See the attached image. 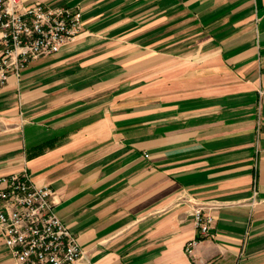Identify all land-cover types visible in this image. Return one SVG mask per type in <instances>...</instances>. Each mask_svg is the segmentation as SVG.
Returning <instances> with one entry per match:
<instances>
[{
    "label": "crops",
    "instance_id": "1",
    "mask_svg": "<svg viewBox=\"0 0 264 264\" xmlns=\"http://www.w3.org/2000/svg\"><path fill=\"white\" fill-rule=\"evenodd\" d=\"M23 2L82 28L0 89V178L53 190L77 264H188L195 205V264H264V0Z\"/></svg>",
    "mask_w": 264,
    "mask_h": 264
},
{
    "label": "built area",
    "instance_id": "2",
    "mask_svg": "<svg viewBox=\"0 0 264 264\" xmlns=\"http://www.w3.org/2000/svg\"><path fill=\"white\" fill-rule=\"evenodd\" d=\"M81 28L77 7L0 0V89L10 77L18 79L32 60L73 41ZM0 184V235L15 264H77L84 259L76 236L55 213L48 185L35 184L25 169L1 177ZM192 213L198 237L183 246L188 264H195L194 248L212 235L214 221L203 205H195Z\"/></svg>",
    "mask_w": 264,
    "mask_h": 264
}]
</instances>
